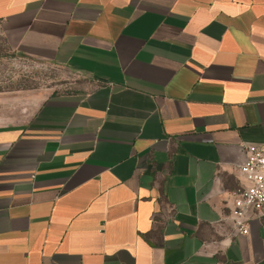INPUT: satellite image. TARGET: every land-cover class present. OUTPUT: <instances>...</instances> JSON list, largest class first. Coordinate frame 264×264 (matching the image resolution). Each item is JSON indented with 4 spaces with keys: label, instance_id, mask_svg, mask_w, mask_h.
<instances>
[{
    "label": "crops",
    "instance_id": "1",
    "mask_svg": "<svg viewBox=\"0 0 264 264\" xmlns=\"http://www.w3.org/2000/svg\"><path fill=\"white\" fill-rule=\"evenodd\" d=\"M0 34L85 82L0 107V264H264V208L229 218L264 0H0Z\"/></svg>",
    "mask_w": 264,
    "mask_h": 264
},
{
    "label": "rangeland",
    "instance_id": "2",
    "mask_svg": "<svg viewBox=\"0 0 264 264\" xmlns=\"http://www.w3.org/2000/svg\"><path fill=\"white\" fill-rule=\"evenodd\" d=\"M84 85L82 78L64 67L13 51L0 34L1 108L20 107L27 99L69 94Z\"/></svg>",
    "mask_w": 264,
    "mask_h": 264
},
{
    "label": "built area",
    "instance_id": "3",
    "mask_svg": "<svg viewBox=\"0 0 264 264\" xmlns=\"http://www.w3.org/2000/svg\"><path fill=\"white\" fill-rule=\"evenodd\" d=\"M247 155L246 164L240 172L246 182L233 193L234 208L230 220L240 235H248L250 223L264 208V143L243 145Z\"/></svg>",
    "mask_w": 264,
    "mask_h": 264
}]
</instances>
